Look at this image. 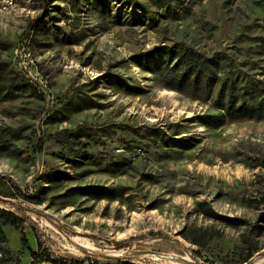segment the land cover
<instances>
[{
	"label": "rangeland",
	"instance_id": "obj_1",
	"mask_svg": "<svg viewBox=\"0 0 264 264\" xmlns=\"http://www.w3.org/2000/svg\"><path fill=\"white\" fill-rule=\"evenodd\" d=\"M133 1L0 0V192L10 201L0 207L31 209L25 215L57 259L242 264L249 228L214 223L196 209L206 200L220 214L256 221L260 210L249 202L264 180V111L206 124L219 113L215 98L164 88L133 56L191 47L245 93L240 102L255 95L264 105V0ZM110 75L143 92L116 89ZM161 131L195 145L170 151ZM88 185L128 193L123 201L75 195ZM192 223L223 236L197 246L182 235ZM2 229L0 264H30L21 237L37 251L34 232ZM258 246L253 264H264V235Z\"/></svg>",
	"mask_w": 264,
	"mask_h": 264
},
{
	"label": "trees",
	"instance_id": "obj_2",
	"mask_svg": "<svg viewBox=\"0 0 264 264\" xmlns=\"http://www.w3.org/2000/svg\"><path fill=\"white\" fill-rule=\"evenodd\" d=\"M133 1V0H132ZM133 2H136L134 0ZM136 6L142 7L138 2ZM147 12L146 7H143ZM133 61L143 69L144 72L153 74L156 81L162 84L164 88L175 90L189 96L193 100L209 101L215 98L216 106L219 113L210 115L206 119V124L211 126H221L227 120H238L246 117H260L263 115L264 105L257 100L255 95H250L251 102L246 99L240 102L245 93L240 90H235L229 84V80L218 77V72L213 70V59L205 57L200 52L191 47L175 43L173 45H161L154 47L151 51L141 52L133 56ZM109 82L116 89L129 93L140 94L143 89L130 84L125 78L119 75H110ZM160 140L164 145L173 152H183L189 150L195 145L191 137H176L167 135L165 131L159 134ZM118 166L119 164L116 163ZM52 179L58 180L56 174H53ZM75 195L90 196L96 200H111L123 201L128 193L124 187H108L88 185L84 187H75ZM0 201L8 203V199H3L0 192ZM250 205L257 210H260L255 222H251L245 218L230 217L218 213L212 205L202 200L197 203V214L202 215L205 219L214 221V223L222 224L226 227H242L246 226L251 231L249 235H242L241 245L243 251L247 252L242 258L241 263L250 260L254 254L260 250L258 240L264 235V180L261 181V187L258 194L250 199ZM12 207L20 211L9 210L0 207V233H3L2 226L10 224L16 227L28 226L35 234L38 250L30 248L28 239L24 231H22V242L26 248H29L31 253L30 264H38V262H51L52 264H81L83 259H61L54 258L48 254L43 247V240L40 236V228L27 215L26 210H31L28 207H23L20 204L10 203ZM130 211L133 209L130 208ZM255 235L253 234L256 232ZM182 235L189 242L203 247L207 246L215 238H221L223 232L215 226H204L197 223L185 226ZM112 258V257H110ZM115 261L100 262L94 261L92 264H133V259L125 261L122 257H114Z\"/></svg>",
	"mask_w": 264,
	"mask_h": 264
},
{
	"label": "water",
	"instance_id": "obj_3",
	"mask_svg": "<svg viewBox=\"0 0 264 264\" xmlns=\"http://www.w3.org/2000/svg\"><path fill=\"white\" fill-rule=\"evenodd\" d=\"M3 199H5V198H3ZM199 263V262H198ZM254 262H253V257L250 259V260H248V261H246V262H244V263H242V264H253ZM199 264H203V263H199Z\"/></svg>",
	"mask_w": 264,
	"mask_h": 264
},
{
	"label": "built area",
	"instance_id": "obj_4",
	"mask_svg": "<svg viewBox=\"0 0 264 264\" xmlns=\"http://www.w3.org/2000/svg\"><path fill=\"white\" fill-rule=\"evenodd\" d=\"M83 260H85V262L81 264H92L94 262V260H90V259H83Z\"/></svg>",
	"mask_w": 264,
	"mask_h": 264
}]
</instances>
